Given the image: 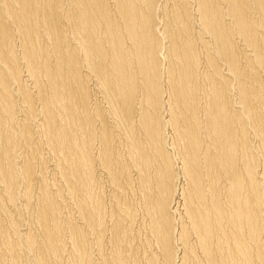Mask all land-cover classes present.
<instances>
[{
  "label": "bare ground",
  "instance_id": "obj_1",
  "mask_svg": "<svg viewBox=\"0 0 264 264\" xmlns=\"http://www.w3.org/2000/svg\"><path fill=\"white\" fill-rule=\"evenodd\" d=\"M0 264H264V0H0Z\"/></svg>",
  "mask_w": 264,
  "mask_h": 264
}]
</instances>
